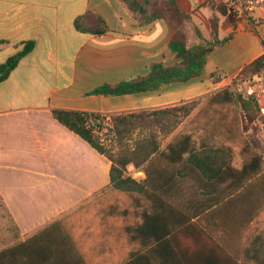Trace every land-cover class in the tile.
I'll list each match as a JSON object with an SVG mask.
<instances>
[{"label": "crops", "instance_id": "obj_1", "mask_svg": "<svg viewBox=\"0 0 264 264\" xmlns=\"http://www.w3.org/2000/svg\"><path fill=\"white\" fill-rule=\"evenodd\" d=\"M230 1L177 0L191 18L190 45L195 27L213 41L211 20L217 21L224 42L209 55L205 75L157 92L107 97L89 93L146 76L154 63L179 62L169 47L171 24L142 25L121 0H0V65L34 42L0 81V199L19 229L0 264H264V133L231 109V128L240 126L245 141L172 142L264 54L248 20L221 13ZM88 12L99 14L108 31H78L75 20ZM212 73L222 77L213 80ZM194 101L199 105L163 139L162 156L143 169L131 164V177L143 186L131 192L111 189L112 162L54 116ZM229 154L234 158L225 162Z\"/></svg>", "mask_w": 264, "mask_h": 264}, {"label": "trees", "instance_id": "obj_2", "mask_svg": "<svg viewBox=\"0 0 264 264\" xmlns=\"http://www.w3.org/2000/svg\"><path fill=\"white\" fill-rule=\"evenodd\" d=\"M121 1L126 4L127 8L142 25H149L157 20L163 19L174 27L175 34L171 39L169 47L179 58V62L174 65L154 63L151 66L150 73L146 76L131 78L130 80L116 85H104L91 91L89 94H100L112 97L124 94L157 92L171 83L186 82L206 74L205 67L209 55L218 45L224 42V40L220 41L218 38V24L215 18L211 20L214 40H206L201 31L195 27V34L198 41L195 44L190 45L187 23H192L191 18L181 11L177 0ZM220 11L223 15H229L233 22L238 18L233 12L230 3L225 9H220ZM74 25L78 31L93 35H101L109 29L106 21L99 14L94 12H88L85 15L78 17L75 20ZM33 48V41L26 43L22 51L10 57L5 63L0 65V81H4L18 65L19 61ZM263 63L264 54L254 61L251 67L253 70H256L263 66ZM209 77L215 80L222 76L217 73H212ZM229 102L240 104L244 116L250 123L253 122L256 116H258L257 112L256 115L253 113V108L256 110V106L251 99L244 97L240 92L231 93L228 89H224L217 92L209 99L207 105L202 107L198 114L172 139V142L191 141L194 147L199 145L208 147L220 143L226 145L232 141H245L241 137L240 126H238V130L235 132L234 129L231 128L229 115H227L225 109H223ZM183 109H186V107L139 111L121 114L116 117L114 121V129L117 137L120 138V141H122V139L124 140L125 136L138 126V124L134 123L133 119L138 118L140 124L146 122L149 124L148 137L136 141L133 149H121L119 153H112V150L106 149L105 144L98 133L101 128L100 125H90L92 119H98L101 116H104L103 114L54 110V116L59 122L79 135L100 154L106 156L112 162L110 171L111 189L131 192L140 191L143 189V186L131 176L127 175L128 166L134 164L136 168L143 169L145 162H151L153 159H159L162 156L161 144L163 137L161 136V133H165V135L172 134L183 122L182 120L193 110V108L184 111ZM178 111H180L181 117L177 116ZM210 111H218L220 117L217 118H219V120L213 119L214 121H211ZM235 111L240 115L237 110ZM212 118H214V116ZM224 121L230 125H216L217 123L220 124V122L223 123ZM223 137H227L228 140L223 139ZM229 158H234V156L231 154L225 155V162ZM9 250L0 251V258L3 253H7ZM128 264H131V262Z\"/></svg>", "mask_w": 264, "mask_h": 264}, {"label": "rangeland", "instance_id": "obj_3", "mask_svg": "<svg viewBox=\"0 0 264 264\" xmlns=\"http://www.w3.org/2000/svg\"><path fill=\"white\" fill-rule=\"evenodd\" d=\"M196 41H198L197 37H196ZM191 44V43H190ZM238 85V84H237ZM224 89H228V91H230L231 93H239L238 92V88L236 89V85H225L223 87ZM199 101L196 102H191V103H187V105H179L176 107H186V109H190V108H195L196 106L199 105ZM208 103V102H207ZM204 104L205 105H207ZM232 104V105H231ZM203 106V107H204ZM225 111L227 110H237L239 112L240 115H244V112L242 110V107L240 104H237L236 102H229L227 103L226 106H224ZM213 110V109H212ZM242 111V112H241ZM241 112V113H240ZM257 110H255V108H253V113L256 115ZM177 116L181 117V113L180 111L177 112ZM119 115H104L101 116L98 119H92L90 121V125H95L98 124L101 126L100 130H99V135L103 141V143L105 144L106 149H110L112 150V153H119V151L122 149H127V148H134V144L136 143V141L140 140V139H144L146 137H148L149 135V124L146 122L144 124H140L139 123V119H133L134 123L138 124V126L131 131V133H128L124 140L122 139V141H120V138L117 137L116 131L114 129V121L116 119V117L120 116ZM180 115V116H179ZM214 116V118H212ZM219 117L218 113L214 114V115H210L211 121H214L213 119H218ZM172 118V117H171ZM174 119V118H172ZM183 119V118H182ZM258 119H259V113L258 116H256V118L253 120L252 123L249 122L250 126H254L255 129H258L259 131H262L264 133V129L261 128L258 125ZM185 119H183L182 121H184ZM254 122H256V124H253ZM226 125L228 124L226 121H224L223 123L220 122V124H216V125ZM252 124V125H251ZM230 125V124H228ZM172 126V123H171ZM225 127V126H223ZM161 136L163 137L162 139H165L167 137V135H165V133H161ZM223 139L228 140L227 137H223ZM127 175L131 176V164L128 166L127 168ZM19 229L17 227V225L14 224L13 220L11 219L9 213L6 211L5 207L3 206V203L1 202L0 199V251L2 249L8 248L12 245H15L16 243H18V239H19Z\"/></svg>", "mask_w": 264, "mask_h": 264}, {"label": "built area", "instance_id": "obj_4", "mask_svg": "<svg viewBox=\"0 0 264 264\" xmlns=\"http://www.w3.org/2000/svg\"><path fill=\"white\" fill-rule=\"evenodd\" d=\"M230 5L238 17H243L250 22V26L259 35L264 45V0H231ZM234 85L236 89L238 88V92L254 102L259 113L258 125L264 129V63L259 69L245 75Z\"/></svg>", "mask_w": 264, "mask_h": 264}]
</instances>
